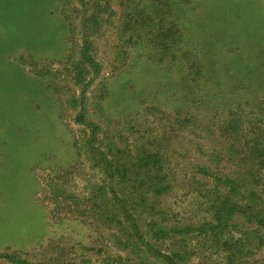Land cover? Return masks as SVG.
<instances>
[{"label": "rangeland", "instance_id": "rangeland-1", "mask_svg": "<svg viewBox=\"0 0 264 264\" xmlns=\"http://www.w3.org/2000/svg\"><path fill=\"white\" fill-rule=\"evenodd\" d=\"M144 1L97 0L110 13L85 60L80 0H0V264H165L157 213L194 219L196 195L168 189L190 177L183 118L211 126L264 95V0H166L197 78L179 55L118 38ZM172 129L158 165L149 137Z\"/></svg>", "mask_w": 264, "mask_h": 264}, {"label": "trees", "instance_id": "trees-1", "mask_svg": "<svg viewBox=\"0 0 264 264\" xmlns=\"http://www.w3.org/2000/svg\"><path fill=\"white\" fill-rule=\"evenodd\" d=\"M80 3L85 7L79 22L83 42L81 54L82 58L89 60L86 52L93 47L105 19L104 13H110V6L108 2L101 5L95 0L89 5L91 9H87L86 2L80 0ZM138 5L133 4L127 9L129 19L126 15L119 19L118 38L130 32L128 40L140 38L152 45L159 61L165 58L174 60L179 55L187 75L200 77L203 65L191 61L192 52L183 51L186 31L174 20L168 2L145 0L140 9ZM66 57L68 59L69 54ZM210 124L197 125L190 118H183L181 125L184 129L188 127L186 132L192 136L188 138V145H192L189 150L195 151L186 158L190 177L187 178L186 172L181 185L174 182L168 189L196 195L193 198H196L194 219L185 222L179 216L183 210L174 212L171 208L157 213L152 222L154 238L166 241L169 251L168 255H163L162 261L184 264L193 254L199 264H264V95L255 98L251 104L246 102L244 106L228 110L212 119ZM170 131V136L164 137L162 133V139L156 135L149 137L155 142L149 153L158 165L161 164L159 157L164 154L161 150L163 144L168 143L167 149L175 145L173 138L179 131ZM145 141L142 148L148 146ZM114 162L115 169L122 170L119 176L126 178L125 169H121L118 161ZM191 233L195 234L194 239ZM216 247L215 253L212 248ZM212 257L215 260L210 261Z\"/></svg>", "mask_w": 264, "mask_h": 264}]
</instances>
